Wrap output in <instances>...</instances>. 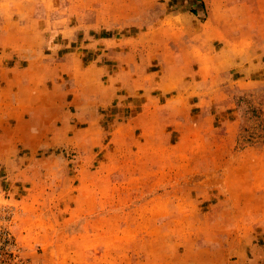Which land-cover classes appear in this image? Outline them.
I'll return each instance as SVG.
<instances>
[{
    "label": "rangeland",
    "instance_id": "rangeland-1",
    "mask_svg": "<svg viewBox=\"0 0 264 264\" xmlns=\"http://www.w3.org/2000/svg\"><path fill=\"white\" fill-rule=\"evenodd\" d=\"M4 1L0 264H264V0Z\"/></svg>",
    "mask_w": 264,
    "mask_h": 264
},
{
    "label": "crops",
    "instance_id": "crops-1",
    "mask_svg": "<svg viewBox=\"0 0 264 264\" xmlns=\"http://www.w3.org/2000/svg\"><path fill=\"white\" fill-rule=\"evenodd\" d=\"M0 7L9 6L8 1L0 3ZM7 20V19H6ZM12 21H8L0 32V92L6 91L8 99L0 98V102L15 103L18 108L23 103L22 95L29 92L30 88H35L39 83L41 71L44 70L45 64L43 58L37 56L40 47L29 46L33 44L31 40L36 37L22 36L20 32L12 33ZM16 57L15 63L10 64L9 59ZM40 75V77H39ZM164 91L170 88L168 84L163 86ZM43 99H40V102ZM169 103L173 104L169 108L176 113L181 110L183 113L188 107V100L181 96H175Z\"/></svg>",
    "mask_w": 264,
    "mask_h": 264
}]
</instances>
